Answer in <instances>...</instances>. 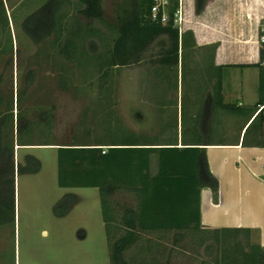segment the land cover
<instances>
[{"label":"rangeland","instance_id":"374dc122","mask_svg":"<svg viewBox=\"0 0 264 264\" xmlns=\"http://www.w3.org/2000/svg\"><path fill=\"white\" fill-rule=\"evenodd\" d=\"M46 1L2 0L0 122L4 141L5 133L8 141L15 136L19 121L40 127L41 111L49 110L53 115L51 135L58 143L105 144L131 134L155 135L154 141H163L162 136L175 137L177 131L184 139L198 135L202 140L228 141L238 136L244 114L215 106L217 81L224 89V102L246 106L255 93L250 70L228 67L214 72L209 55L212 48L196 49L191 33L179 39L177 66L165 67L160 60L167 55L170 42L166 36H158L137 63L112 69L103 85L93 58L112 46L117 33L105 23L116 25L125 0L102 1L104 22L83 19L78 14V0H58L67 30L60 40L54 33L34 44L21 25ZM76 21L81 33L76 36L72 60H66L64 42L67 31L78 27ZM88 29L94 32L85 33ZM262 35L264 27L259 41ZM28 72L32 81L26 86ZM22 92L17 104L16 97ZM38 127H33L34 143L46 138ZM260 140L264 143V129ZM17 147L15 167L23 164L26 154L39 160L41 167L34 174H14L15 219L0 226V264H110L98 189L60 188L56 149ZM67 194L75 195L77 203L59 217L54 206ZM113 202L120 207L132 205L130 196L123 194H116ZM180 235L174 244V232L142 233L127 255L128 263L219 264L213 234L189 229ZM237 238L245 244L244 236ZM257 240L253 232L249 242Z\"/></svg>","mask_w":264,"mask_h":264},{"label":"trees","instance_id":"16d2710c","mask_svg":"<svg viewBox=\"0 0 264 264\" xmlns=\"http://www.w3.org/2000/svg\"><path fill=\"white\" fill-rule=\"evenodd\" d=\"M102 1L78 0L81 6L78 14L86 20L104 22ZM206 1L195 0L196 14L203 10ZM61 4L58 0H47L25 17L21 27L34 44H41L54 33L60 40L62 33L67 30L64 23L66 16L60 10ZM150 5L149 0H125L116 25L105 23L116 30L117 36L105 54L93 58L103 85L112 69L137 63L139 55L158 36H166L170 42L167 55L160 62L165 67L177 66L180 39L178 29L173 27L172 21L166 25L151 22L148 18ZM0 14H5L2 0ZM4 18L7 23L6 15ZM76 24V29L67 31L68 37L62 53L66 60L73 58L76 36L80 32V22L76 21ZM93 32L92 29L85 31L88 34ZM263 57L264 44H261L259 63L254 65L259 68V99L249 109L250 117L256 114L250 126L264 122ZM31 81L32 74L28 72L25 76L26 86ZM23 92L17 95V104L22 101ZM221 92V81L218 80L215 106L239 112V108L224 104ZM40 120V127L37 123L31 126L19 121L16 134L9 138L10 141L6 139V133L4 141L3 122H0V226L13 223L15 219V171L18 175L34 174L41 167L39 160L30 154L24 156L23 164L15 167L14 146L57 147L58 186L98 189L110 264H129L127 255L136 246L142 233L174 232L173 242L176 244L180 232L189 229L213 234L219 252V264H264V248L258 243L249 242L253 233L251 229H205L200 224V190L207 187L216 192L218 188L217 179L209 171L205 149L200 147L209 145L206 143L210 141L188 144L185 142L198 140L182 139V148H178L177 144H168L160 149L147 147L155 145L150 144L154 140L142 135L113 138L105 144L58 143L51 135L53 115L50 110L41 111ZM35 126L46 134V138L38 143L32 141ZM104 147L105 153L102 154ZM154 152L158 153V174L149 177V157ZM118 191L134 194L135 206L120 207L115 204L113 197ZM76 203L77 197L67 194L54 206V213L59 217L65 216ZM240 235L246 240L244 245L237 238ZM130 260L134 262L132 258Z\"/></svg>","mask_w":264,"mask_h":264},{"label":"crops","instance_id":"0c3cea01","mask_svg":"<svg viewBox=\"0 0 264 264\" xmlns=\"http://www.w3.org/2000/svg\"><path fill=\"white\" fill-rule=\"evenodd\" d=\"M183 6L184 22L179 38L182 34L191 33L196 49L212 48L209 55L214 72L250 65L243 69L252 72L251 81L255 86V93L246 106L241 102L234 105L240 109L237 113L244 114L238 136L228 141L225 138L207 139L210 142L206 144L209 145L200 146L205 149L209 171L218 182L216 192L207 187L200 190V224L205 229H251L257 233L258 244L264 248V143L260 140L264 122L249 133L256 115L250 117L249 109L259 99V68L254 65L259 63V32L264 27V0H207L199 14L195 13V0H183ZM222 97L224 102L223 93ZM144 137L153 139L155 135ZM182 139L184 137H180L177 131L175 137L162 136L160 140L163 141H154L150 144L155 145L147 147L160 149L168 144H177L178 148H182ZM186 139L198 140L185 142L188 144H202L198 135ZM148 174L149 177L158 174L157 152L149 157ZM116 194L129 195L131 206H135L134 194L126 191Z\"/></svg>","mask_w":264,"mask_h":264},{"label":"built area","instance_id":"2783aa9c","mask_svg":"<svg viewBox=\"0 0 264 264\" xmlns=\"http://www.w3.org/2000/svg\"><path fill=\"white\" fill-rule=\"evenodd\" d=\"M150 9L148 18L153 23L166 25L172 21L173 27L178 29L179 36L181 35V27L184 22V6L183 0H149ZM260 45L264 44V35L260 37ZM264 63V57L262 60ZM105 153L103 148L102 154Z\"/></svg>","mask_w":264,"mask_h":264},{"label":"water","instance_id":"95a60500","mask_svg":"<svg viewBox=\"0 0 264 264\" xmlns=\"http://www.w3.org/2000/svg\"><path fill=\"white\" fill-rule=\"evenodd\" d=\"M16 148H18V147L16 146ZM15 173H17V172L15 171Z\"/></svg>","mask_w":264,"mask_h":264}]
</instances>
